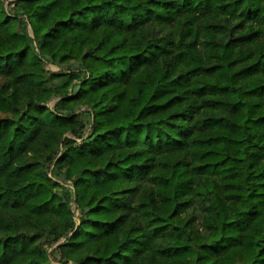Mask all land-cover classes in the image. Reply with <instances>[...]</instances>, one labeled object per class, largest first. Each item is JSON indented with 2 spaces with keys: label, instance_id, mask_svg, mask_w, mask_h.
<instances>
[{
  "label": "trees",
  "instance_id": "1",
  "mask_svg": "<svg viewBox=\"0 0 264 264\" xmlns=\"http://www.w3.org/2000/svg\"><path fill=\"white\" fill-rule=\"evenodd\" d=\"M0 264H264V0H0Z\"/></svg>",
  "mask_w": 264,
  "mask_h": 264
},
{
  "label": "rangeland",
  "instance_id": "2",
  "mask_svg": "<svg viewBox=\"0 0 264 264\" xmlns=\"http://www.w3.org/2000/svg\"><path fill=\"white\" fill-rule=\"evenodd\" d=\"M28 29H29V27H28ZM31 35H32V33H31ZM49 68H50V69H53V70L57 69V67L54 66V65H49Z\"/></svg>",
  "mask_w": 264,
  "mask_h": 264
},
{
  "label": "water",
  "instance_id": "3",
  "mask_svg": "<svg viewBox=\"0 0 264 264\" xmlns=\"http://www.w3.org/2000/svg\"><path fill=\"white\" fill-rule=\"evenodd\" d=\"M28 31H29L30 34L32 33V29H31V27H29Z\"/></svg>",
  "mask_w": 264,
  "mask_h": 264
}]
</instances>
